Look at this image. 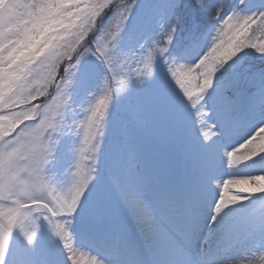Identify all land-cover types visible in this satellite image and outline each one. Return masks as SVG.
Segmentation results:
<instances>
[{
	"label": "snow or ice",
	"instance_id": "obj_1",
	"mask_svg": "<svg viewBox=\"0 0 264 264\" xmlns=\"http://www.w3.org/2000/svg\"><path fill=\"white\" fill-rule=\"evenodd\" d=\"M13 3L15 13L21 6L17 0ZM226 3L232 4L230 0ZM239 3L246 5L243 14L239 6L216 8L213 13L206 0H190V30L179 52L184 63H176L175 56L165 55L175 40L182 0H134L117 5L121 23L119 32L111 34L110 40L99 34L112 0H88V23L65 33L59 42L54 41L50 51L41 54L43 58L36 57L27 63L9 59L19 34L11 40H0V264H53L47 253L36 247L41 219L63 244V264H82L68 242L73 239L71 217L78 212L86 216L81 230L83 240L98 250L92 264H160L161 260L166 264H215L219 255L233 246L236 232L226 221L220 226L223 235L215 248L193 250L205 207L213 209L209 218L212 222L220 217L225 198L231 197L227 199L230 206L243 200L235 194L244 199L264 194V187L249 183L248 179L232 182L231 178H224H264V163L260 168L239 173L224 172L218 166L221 161L224 165L225 154L230 166L255 162L257 157L264 162V151H257L255 144L242 159L233 160L241 144L264 130V119L249 118L258 106L264 107V70L246 72L241 66V53L245 50L264 58V44L251 42L249 35L264 30V0H259L257 11L247 10L252 0ZM48 6L34 0L28 6V15L33 18ZM201 17L215 22L213 31L218 35L211 36L210 48L208 34L199 31L197 21ZM129 21L131 32L143 40L138 54L151 50L147 59L134 54L136 63H143L147 70L142 74L152 77L155 53V61L160 58L166 65L168 78L140 98L133 94L131 85H138L136 78L141 74L136 78L129 75L115 94L106 93L87 109L85 120L74 122L81 137L76 170L71 184L57 190L45 171L49 145L62 128L63 118L57 120L54 114L63 117L66 109L60 97L72 87L85 55L101 63L105 69L102 80L109 73L115 74L114 67L120 59L115 49ZM164 37V46L157 47ZM128 38L132 39V35ZM123 58L132 61L133 56ZM62 61H67V66L57 80ZM173 64L179 65L181 71L173 70ZM242 81L247 94L239 99L235 89ZM45 86L47 92L40 95ZM53 87L55 95L49 92ZM122 94H127L122 105L127 123L119 129V141L106 178L97 181L93 188L90 185L95 170L88 164L85 169V162L90 153L96 152L93 141L97 129L105 125L110 109ZM40 97L45 98V103L35 102ZM150 108L165 113V139L178 149L184 165L179 183L171 179L173 166L167 161H156L135 138L137 132L149 129ZM238 129L247 137H241L243 142L234 139ZM237 183L255 187L230 192L228 186ZM130 225H134L142 244L133 239ZM21 234L30 243L21 244Z\"/></svg>",
	"mask_w": 264,
	"mask_h": 264
},
{
	"label": "rangeland",
	"instance_id": "obj_2",
	"mask_svg": "<svg viewBox=\"0 0 264 264\" xmlns=\"http://www.w3.org/2000/svg\"><path fill=\"white\" fill-rule=\"evenodd\" d=\"M5 0H0V4H3ZM20 4V9L13 13L12 15L5 17L2 12H0V40L5 38L11 40L16 37L22 27L26 22L30 21L32 17L28 15V6L31 5L34 0H17ZM143 2V0H142ZM227 0H206V5L209 6L214 13L216 8L223 7L227 10L232 6H239L242 14L246 8V5L239 3V0H232V4L228 5ZM133 0H112L110 6L111 10H106L107 15L105 16V23L101 30L99 36H106L108 40L111 39V34L118 33V25L121 23L119 20L118 11L116 6L120 4H131ZM190 0H182L181 8L177 14L179 22L177 23V32L175 35V40L173 44L169 46V51L165 54L169 58L175 56L176 63H184V59L179 56V52L186 44V38L190 30V20L191 12L189 8ZM214 7V8H213ZM248 11L259 10V0H252L251 6L247 7ZM122 11V9L120 10ZM135 19V14L133 16ZM200 20V21H199ZM202 20V21H201ZM199 31L201 33H207L209 40L208 47H211L213 41L211 36H217L218 34L214 32L215 22L210 19V17H201L198 19ZM131 24L129 21V27L121 34V39L118 40L115 52L120 58L114 67V73H109L108 77L102 80L105 73V69L99 61H97L91 55H85L81 57L80 65L78 66L77 76L74 78L72 87L69 89L70 99L66 106L63 119L61 121L62 128L59 133L56 134L57 139L56 151L46 166L45 175L46 178L52 183V185L57 190L66 189L72 182V172L75 171V160L76 153L80 143L79 130L76 128L75 121L85 120L87 116V109L92 104L99 99H102L106 93L110 92L115 94L116 89L120 88L121 85L128 79L129 75L136 78L139 74L144 71L143 63H136L134 54H138L141 50L139 49V43L143 42L142 39H138L134 33L131 32ZM132 35V39H129V35ZM150 35V33H146ZM251 36V42L257 44H264V30H257L255 33H249ZM98 36V38H99ZM161 43L157 47L164 46L163 41L166 37L160 38ZM83 51V49H80ZM150 49H146L145 53L138 54L141 59H147ZM153 75L152 77L142 86H138L135 83L131 85L132 92L135 96L143 98L149 94V90L153 85L157 83H162L167 80L168 74L166 65L160 58H156V54L153 53ZM124 56H133L131 60H125ZM242 56V68L246 72H259L264 70V67H256L257 64L264 63V58L258 56L252 50H245L241 53ZM155 61V63H154ZM74 62V61H73ZM67 61H62L60 67L58 68V74L60 73L61 67H66ZM173 70L181 71L179 65L173 64ZM186 70V69H184ZM100 85V87H99ZM51 89V88H50ZM49 89V91H50ZM90 93V94H89ZM235 94L239 99L247 94L246 84L243 86H238L235 90ZM55 95V91L52 92ZM127 94H122L121 98L114 103L113 107L118 111L114 113V121L116 123V130L111 132V140L107 143L102 144V149L97 158V163L94 166L95 171L93 173L95 179L91 183L90 187H95L97 181L106 178L111 158L114 149L119 141V129L121 125L127 123V114L122 110V105L126 102ZM51 101V96L47 99ZM36 102V101H35ZM37 103V102H36ZM45 103L42 102L40 104ZM54 118L59 120L60 116L54 114ZM149 118V129L142 132L136 133L137 142L145 150L153 154L156 161H167L174 168V175L171 179L179 183L183 178L184 165L179 158L178 149L169 144L165 139L166 132V116L165 113L158 108H150L148 112ZM250 119L259 121L264 119V107L258 106L256 111L250 114ZM111 113L106 119V123L110 121ZM71 125V130L69 129ZM207 129H202V131ZM244 131L238 129V135L234 138L243 142ZM89 162H85V169ZM259 157L255 158V162L250 160L243 162L242 164L228 165L227 157L225 154V163L218 162V166L222 168L224 172H244L249 169L260 168L262 166ZM225 178H233L226 176ZM257 184L263 187L264 180L258 181ZM230 192H237L241 188H253L255 185L252 184H230ZM87 204V201H85ZM240 203L239 211H236ZM250 209L249 215L238 216V213L245 212ZM213 209L211 207H205L203 210V215L200 220L199 232L193 241V250L198 252L204 247V242H209L210 244L215 243V239L212 237L211 233L217 230H221V225L226 221L231 223L236 232V237L238 234L244 235L249 232H260L264 229V196L258 197L254 194L246 199L237 202L236 204L228 206L226 209H222L220 217L216 221L210 222L209 218L212 215ZM223 217V219H221ZM65 217H62L64 219ZM70 231L73 235V239L68 241L76 249V258L82 262V264H92L93 260L96 259L95 253L98 251L88 245L81 236L82 226L86 222V216L82 215L80 212L76 213L74 217ZM39 223L38 238L36 240V247L38 250L42 249L47 253L48 259L53 262V264H63L64 252L63 244H59L58 240L53 236L50 228L42 219ZM130 233L133 239L137 243V231L135 227L130 225ZM20 243L23 241L20 239ZM218 240L214 247H216ZM246 251V246L240 247H230L226 250L227 254L233 258L238 257V254ZM246 253V252H245Z\"/></svg>",
	"mask_w": 264,
	"mask_h": 264
},
{
	"label": "clouds",
	"instance_id": "obj_3",
	"mask_svg": "<svg viewBox=\"0 0 264 264\" xmlns=\"http://www.w3.org/2000/svg\"><path fill=\"white\" fill-rule=\"evenodd\" d=\"M41 2L50 6L38 12L22 27V31L19 33V39L13 42L9 54V59L11 61L19 60L21 63H27L36 57H41L42 53L46 55L47 52L50 51V46L53 45L54 41L59 42L65 33L79 29L88 23L90 13L88 0H41ZM230 2H232V0H230ZM15 7L16 5L13 3V0H5L3 4H0V12H2L5 17H8L14 13ZM144 71L147 72V70ZM150 78L151 74H141L136 78L138 86H142ZM46 92L47 87L45 86L44 90L39 94L44 95ZM66 92L67 94L60 97V100H62L63 105L67 106L70 99V92L69 90H66ZM55 99L56 98H54V100ZM62 118L61 116V119ZM68 127L71 130V125ZM77 127L78 125H76V128ZM104 135L105 125H102L97 129L93 141L96 146V152L90 153L87 159L90 169L95 170L94 166L97 163L98 155L102 149ZM253 144L257 146V151H264V130L258 131L249 141L241 144L239 148L235 150L236 155L233 156V160L242 159L245 152H251ZM49 147L50 152L48 153V159L50 162L56 151V138H54V142H52ZM77 159L75 160V165ZM74 172L75 171H73L72 174H74ZM244 179H248L249 183L253 184H257L258 181L264 180V178L258 177L237 176L231 178V181L236 182ZM225 184L227 185L228 181H225ZM257 185L259 186V184ZM262 191H264V188H262ZM235 195L238 199H244L239 194ZM230 198L231 197L225 198V202L222 205L223 209L228 207L227 199ZM57 207H59V205H57ZM221 219H223V217H221ZM28 231H31V227H29ZM20 239L24 243H30L26 241L23 234H21ZM242 245L246 246V254L233 258L224 251L219 255L215 264H264V232H249L236 237L233 247ZM160 264H166V262L161 260Z\"/></svg>",
	"mask_w": 264,
	"mask_h": 264
},
{
	"label": "trees",
	"instance_id": "obj_4",
	"mask_svg": "<svg viewBox=\"0 0 264 264\" xmlns=\"http://www.w3.org/2000/svg\"><path fill=\"white\" fill-rule=\"evenodd\" d=\"M214 8V7H213ZM200 21V20H199ZM202 21V20H201ZM256 67H258V68H260V67H264V63H262V64H257L256 65ZM63 69H64V67H61V69H60V73H59V75L56 77V79L57 80H59L60 79V77L61 76H63ZM245 83L242 81L238 86H243ZM238 88V87H237ZM236 88V89H237ZM235 89V90H236ZM53 91H55V89H54V87L53 88H51L50 89V93H52ZM50 97V96H49ZM49 97H47V99L49 98ZM45 101V98H43V97H40V98H38L37 99V103H42V102H44ZM118 111H116V109L114 108V107H112L111 109H110V113H111V119H110V121H108L107 123H105V135H104V137H103V140H104V142H108V141H110L111 140V137L113 136H111V132H114L115 130H116V123H115V121H114V113H117Z\"/></svg>",
	"mask_w": 264,
	"mask_h": 264
},
{
	"label": "bare ground",
	"instance_id": "obj_5",
	"mask_svg": "<svg viewBox=\"0 0 264 264\" xmlns=\"http://www.w3.org/2000/svg\"><path fill=\"white\" fill-rule=\"evenodd\" d=\"M226 177V176H225ZM224 177V178H225ZM225 179H228V178H225ZM262 187V186H261ZM263 187H264V185H263ZM258 195V197H263L264 196V194H257ZM240 203H238V207H236V211H239V208H240V205H239ZM251 210L250 209H248V210H246L245 212H243L242 214H241V212H239L238 213V216H244V215H249V212H250ZM133 227H134V225H132ZM211 235H212V237L215 239V243H213V244H210L209 242H204V247H202V249H213V248H215L214 246H215V244H216V242H217V240L219 241L220 240V238L222 237V235H223V232L221 231V230H217V231H214L213 233H211ZM239 236H242L241 234H238V237ZM137 244L138 245H140V244H142V240H141V238H140V236H139V234H137ZM240 247V246H239ZM238 248V247H237ZM201 249V250H202ZM200 251V250H199ZM198 251V252H199ZM246 252V251H245ZM245 252H241V253H239L238 254V257H240V256H242L243 254H246Z\"/></svg>",
	"mask_w": 264,
	"mask_h": 264
}]
</instances>
